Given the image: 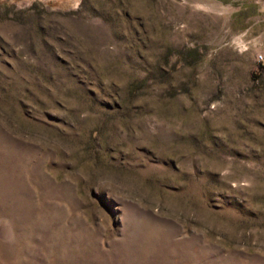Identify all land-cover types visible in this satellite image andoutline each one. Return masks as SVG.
I'll list each match as a JSON object with an SVG mask.
<instances>
[{
	"label": "rangeland",
	"instance_id": "374dc122",
	"mask_svg": "<svg viewBox=\"0 0 264 264\" xmlns=\"http://www.w3.org/2000/svg\"><path fill=\"white\" fill-rule=\"evenodd\" d=\"M0 264H264V0H0Z\"/></svg>",
	"mask_w": 264,
	"mask_h": 264
}]
</instances>
